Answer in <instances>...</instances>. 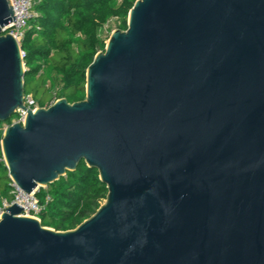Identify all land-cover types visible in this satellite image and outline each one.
Wrapping results in <instances>:
<instances>
[{"label": "water", "instance_id": "95a60500", "mask_svg": "<svg viewBox=\"0 0 264 264\" xmlns=\"http://www.w3.org/2000/svg\"><path fill=\"white\" fill-rule=\"evenodd\" d=\"M0 0V126L25 106ZM27 194L84 162L108 194L75 229L12 204L0 264H264V0H137L86 70L85 99L2 131Z\"/></svg>", "mask_w": 264, "mask_h": 264}, {"label": "trees", "instance_id": "16d2710c", "mask_svg": "<svg viewBox=\"0 0 264 264\" xmlns=\"http://www.w3.org/2000/svg\"><path fill=\"white\" fill-rule=\"evenodd\" d=\"M136 1L35 0L34 16L27 22L21 41L25 96L39 108L59 99L71 104L83 101L87 68L105 50L112 31L127 30L129 11ZM11 184L0 148V206L4 199L13 201ZM107 194L98 172L82 162L76 171L36 193L44 206L42 226L73 230L96 213Z\"/></svg>", "mask_w": 264, "mask_h": 264}, {"label": "built area", "instance_id": "2783aa9c", "mask_svg": "<svg viewBox=\"0 0 264 264\" xmlns=\"http://www.w3.org/2000/svg\"><path fill=\"white\" fill-rule=\"evenodd\" d=\"M11 1L16 16V23L14 22L9 23L7 26L4 27L3 32L4 34H11L17 40V42L21 44L27 22L34 16L32 12V8L35 3V0H11ZM53 103H51L48 107L53 105ZM25 106L27 110L30 109L32 111H35L37 108H39L34 103V101L30 96H25ZM27 110H18L16 114L17 115L16 122L19 123L24 122V119L27 115ZM11 187H12L11 196L13 198V201L8 202L6 199L2 201V204L0 206V216L4 212V209L7 206L16 203L19 206L23 207V215L40 220V215L44 210V206L40 204L36 196L37 192L34 191L31 194H27L14 184H11Z\"/></svg>", "mask_w": 264, "mask_h": 264}, {"label": "rangeland", "instance_id": "374dc122", "mask_svg": "<svg viewBox=\"0 0 264 264\" xmlns=\"http://www.w3.org/2000/svg\"><path fill=\"white\" fill-rule=\"evenodd\" d=\"M116 30V29H115ZM53 102H55L54 100L51 102V103H53ZM50 103V104H51ZM49 104V105H50ZM16 122V118H12V120H11V122L10 123H5V124H3L2 126H1V128H0V132H2L6 127H8V126H10V125H12L13 123H15ZM39 191V190H38ZM38 191H36V192H38ZM103 204V203H102Z\"/></svg>", "mask_w": 264, "mask_h": 264}]
</instances>
